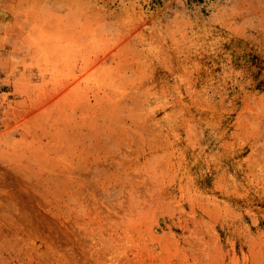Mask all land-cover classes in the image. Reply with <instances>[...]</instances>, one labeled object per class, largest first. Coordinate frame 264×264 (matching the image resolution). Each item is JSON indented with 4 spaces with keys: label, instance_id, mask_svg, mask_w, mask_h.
I'll list each match as a JSON object with an SVG mask.
<instances>
[{
    "label": "rangeland",
    "instance_id": "1",
    "mask_svg": "<svg viewBox=\"0 0 264 264\" xmlns=\"http://www.w3.org/2000/svg\"><path fill=\"white\" fill-rule=\"evenodd\" d=\"M0 264H264V0H0Z\"/></svg>",
    "mask_w": 264,
    "mask_h": 264
}]
</instances>
